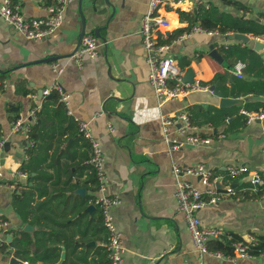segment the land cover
Masks as SVG:
<instances>
[{"label": "crops", "instance_id": "1", "mask_svg": "<svg viewBox=\"0 0 264 264\" xmlns=\"http://www.w3.org/2000/svg\"><path fill=\"white\" fill-rule=\"evenodd\" d=\"M11 1L26 18L45 17L51 4L50 0ZM200 1L207 6L212 2L220 11L245 18H264V0H232L243 4V9L223 0ZM148 3L149 0H70L62 24L42 40L26 38L0 17V137L5 139L0 158V212L9 228L0 231V240L4 239L2 243L6 245L12 234L18 231L31 234L40 223L51 234L59 233L56 240L61 254L56 264L63 260L74 264H109L104 250L107 235L100 209L94 204L99 196L98 186L87 181L90 175L87 140L77 134L68 137L62 123L56 126L47 151L49 158L42 166L44 171L37 185L28 176L26 179L15 176L28 158V139L26 134L13 131L11 124L14 120H30V109L40 108L49 95L42 94V90L56 77L51 63L59 62L63 70L58 81L68 95L67 115L85 121L99 141L105 157L106 193L120 199L111 212L124 247L122 264H264V254L231 260L200 253L193 246L184 215L176 210V178L172 173L175 164L184 167L198 163L219 173L233 164L263 173L264 117L246 122L220 138L215 131L221 128L198 127L202 137L210 138L209 143H189L186 138L192 131L179 133L171 126L170 136L183 143L173 151L165 141L161 121L163 115L187 113L194 105L204 109L223 107L220 106L223 97L213 92L211 81L217 73L228 71L235 75L232 66L237 60L226 61L221 48L238 42L255 47V40L242 42L229 39V33L207 30L211 33H192L159 52L160 56L173 57L182 73L190 67L193 80L208 84L211 91H193L158 105L148 81L149 54L140 33ZM195 4L193 0H163L158 13L169 25L155 31L158 45L170 44L177 35L199 25L187 27L188 22L179 18V10L189 12ZM80 11L85 18V32L94 33L98 28L99 36H95L100 45L95 58L84 56L77 65L70 56L82 28ZM178 29L182 30L175 33ZM166 30L170 31L169 36L165 35ZM258 51L264 58V44ZM235 99L238 101L224 107L256 99L264 101V96ZM261 110L264 109L258 111ZM234 118L235 115L227 121ZM182 179L200 190L205 188L197 176L186 175ZM238 180L233 184L237 185ZM12 182L17 184L15 189L8 186ZM26 190L34 192L33 212L23 219L28 216L25 204L28 196L23 194ZM197 214L202 225L222 231L213 240L230 237V233L243 240L264 235V197L223 196L215 204L204 205ZM34 216L37 221L31 220ZM13 250L11 246H0V264H10ZM18 259L25 264H42Z\"/></svg>", "mask_w": 264, "mask_h": 264}, {"label": "built area", "instance_id": "2", "mask_svg": "<svg viewBox=\"0 0 264 264\" xmlns=\"http://www.w3.org/2000/svg\"><path fill=\"white\" fill-rule=\"evenodd\" d=\"M69 1L70 0H52V3L48 6V12L45 17L26 18L20 12L18 6L14 5L11 0H2L0 17L15 31L26 38L31 40H42L52 35L62 24L65 6ZM193 1L198 2L200 0ZM162 3L163 0H149L148 9L141 19L140 26L142 42L149 54L146 59L149 66L148 81L153 87L158 105H161L169 99L183 98L193 91H211L208 84H203L198 80H193L192 82L184 81L182 70L177 66L175 59L167 55H158L162 50H167L171 44L184 40V38L190 36L192 33H211L200 25L195 24L190 30L177 35L170 44L158 45L155 31L159 28H166L169 25L168 20L158 13ZM248 36L264 44V36ZM99 45L98 39L94 33L85 32L81 38L79 48L75 53L71 54L70 57L77 65H80L82 57L87 56L89 58H95L98 55ZM244 67L245 63L237 60L232 66V71L237 77L241 78L243 77ZM51 69L56 77L48 88L42 90V94L47 95L51 90H56L60 96V100L67 107L68 95L58 81V77L63 68L59 62H52ZM32 97H35V95H32ZM36 110V107L30 109V120H14L11 124L12 130L27 135L31 125L37 120ZM241 111L246 113L247 122L264 117V110L258 112ZM75 121L77 122L79 134L89 143L90 156L88 163L91 165L92 169L95 170L98 180L99 196L95 198L94 204L100 209L101 223L107 235L104 245L107 258L109 264H122L124 247L121 242V233L115 226L114 217L111 212V208L118 204L120 199L116 195H108L106 193L107 176L104 171L105 157L99 141L93 137L85 121L76 118ZM161 121L165 141L169 145L170 151L178 150L183 145L176 137L170 136L171 126H175L179 133L192 131L186 138V141L189 143L210 142V138H204L198 133V127L190 124L188 115L185 112L172 116L163 115L161 116ZM208 128L212 129L213 127ZM109 129L112 131L111 126H109ZM213 129L216 130V128ZM215 133H217L219 138L224 136L222 130H216ZM32 143L33 142L28 140V145ZM4 148L5 139L0 137V158L4 152ZM172 173L176 178L174 190L176 210L184 215L193 246L202 254H213L220 257L224 256L231 260L252 257L247 251L248 246L240 241L234 243L233 255H224L220 251H211L208 248V243L210 240L220 237L223 233L219 228L202 225L197 212L206 204L217 203L223 196H236V198L244 199L245 197L242 192L246 187L242 185V182L248 183V188L256 192V187L264 184V172L251 171L246 165L233 164L227 166L224 173H219L214 172L212 168H209L203 163H198L193 166L184 167L175 164L172 166ZM186 175L197 176L204 185V190H200L190 181L182 179V177ZM15 176L26 179L28 174L18 170L15 172ZM237 178L242 180V182L240 183L238 180L237 185H234L233 182ZM16 185L15 182L8 184L12 189H15ZM262 197H264V193ZM1 230L8 231L9 228L8 221L0 212V231ZM255 240L253 236H250L245 241L250 243ZM3 241L4 239L0 240V243Z\"/></svg>", "mask_w": 264, "mask_h": 264}, {"label": "trees", "instance_id": "3", "mask_svg": "<svg viewBox=\"0 0 264 264\" xmlns=\"http://www.w3.org/2000/svg\"><path fill=\"white\" fill-rule=\"evenodd\" d=\"M50 1L52 3V0ZM223 1L235 6L237 9H243V4L237 1ZM179 18L188 22L187 27L197 23L206 30H217L222 34L243 33L253 36H264V18H262L263 20H257L255 18H245L242 15H234L226 11H220L219 7L212 2H209L207 6L201 1H198L195 4V8L189 12L179 10ZM181 30L178 29L175 33ZM221 54L226 61L233 58L234 61H243L245 63L243 70L244 76L238 78L228 71L215 74L211 82L214 83L213 92L216 95L230 98L264 96V58L261 57L258 50L254 49L252 45H242L238 42L236 44H230L226 48H221ZM259 109H264V101L256 99L248 101L244 105H233L229 107L210 106L204 109L201 106L194 105L189 108L187 115L191 125L196 127L221 128L225 134L232 130L235 131L247 122V115L241 110L255 112ZM67 114V108L60 100V96L56 90H51L49 95L45 97L40 108L36 110L37 120L31 125L26 135L27 139L33 143L27 146L26 154L28 158L20 166L21 170L28 172V179L34 185H37V180H39L42 171H44L42 170V166L47 158H49L47 151L51 147L50 141L54 136L56 126L62 123L65 124V134L68 137L74 136V134L81 136L78 132L77 122L72 116ZM233 115H235V118L228 122L227 119ZM50 122H52L51 125H49ZM63 142L65 140H62ZM88 165L90 175L87 181L95 184L97 188L98 180L95 170L92 169L89 163ZM32 172L35 175L32 176ZM243 186L246 189L242 194L246 199L261 198L264 193V184L256 187V192L248 188V183H244ZM23 194L28 196V199L25 201L28 216H23V219H27L33 212L31 203L34 199V192L32 190H26ZM17 197L20 196L18 195ZM41 204L44 205L45 203L43 202ZM31 220L37 221L36 216ZM37 227L31 234L24 231H18L12 234L11 241L6 245L2 243L0 246L13 247L14 256L31 263L56 264L61 254L56 240L59 233L52 232L51 234L45 228L42 229L40 223H37ZM255 239V241L249 243L241 239L238 234L230 233V237L226 236L222 240H213L210 247L208 243V248L211 251H220L225 255H233L234 242L240 241L248 246L247 251L250 255L257 256L264 254V235H257ZM61 264L74 263L72 261L68 263L66 260H63Z\"/></svg>", "mask_w": 264, "mask_h": 264}, {"label": "water", "instance_id": "4", "mask_svg": "<svg viewBox=\"0 0 264 264\" xmlns=\"http://www.w3.org/2000/svg\"><path fill=\"white\" fill-rule=\"evenodd\" d=\"M79 1H81V0H79ZM80 17H81V21H82V28H81V31L79 33L77 45L74 48L72 54L75 53L77 51V49L79 48L81 38H82L83 34L85 33V18H84V15L82 14L81 11H80ZM94 33H95V35L99 36L98 28H96L94 30ZM165 35L169 36L170 35V31L166 30L165 31ZM229 39L238 40V41H242V42H248L249 41V36H248V34H243V33H232V34H229ZM262 46H263L262 42L255 40L254 49L259 50V49H261ZM48 60H52V58H48ZM193 75L194 74H193L192 69L190 67H188L187 70L185 71V73H183V80L192 82L193 81ZM237 101L238 100L235 99V98L223 97L220 100V106H223V107L224 106H228V105H230L232 103H235ZM219 187H220V185H219ZM9 262H10V264H25L24 262H22L21 260H19L18 258L14 257V256L10 257Z\"/></svg>", "mask_w": 264, "mask_h": 264}]
</instances>
